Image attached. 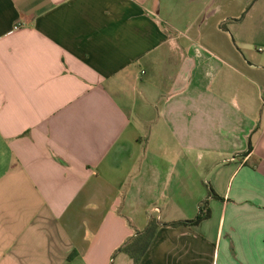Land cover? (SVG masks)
Segmentation results:
<instances>
[{"label": "crops", "instance_id": "1", "mask_svg": "<svg viewBox=\"0 0 264 264\" xmlns=\"http://www.w3.org/2000/svg\"><path fill=\"white\" fill-rule=\"evenodd\" d=\"M253 1L0 0V264H264Z\"/></svg>", "mask_w": 264, "mask_h": 264}, {"label": "trees", "instance_id": "2", "mask_svg": "<svg viewBox=\"0 0 264 264\" xmlns=\"http://www.w3.org/2000/svg\"><path fill=\"white\" fill-rule=\"evenodd\" d=\"M212 192V191H211ZM214 193L212 192V195ZM211 212L207 201L200 204V210L196 219L186 222H171L162 223L156 218H151L148 222L147 227L136 234V236L130 238L118 252H124L128 254L133 264H140L148 249L150 248L156 234L162 227H180V226H191L199 225L202 221L210 219Z\"/></svg>", "mask_w": 264, "mask_h": 264}, {"label": "rangeland", "instance_id": "3", "mask_svg": "<svg viewBox=\"0 0 264 264\" xmlns=\"http://www.w3.org/2000/svg\"><path fill=\"white\" fill-rule=\"evenodd\" d=\"M255 0L252 2L254 4ZM253 4H250L245 10L244 12H242V14H240V10H238L236 7H234L232 10L229 8H224V10L222 11V14L225 16H227V18L230 16L232 18H234L235 15H240L241 19H244L246 17V14L249 12V10L252 8ZM243 16V17H242ZM231 21V20H229ZM232 21L229 22V24L225 27H223L225 30H229L230 29V25H231Z\"/></svg>", "mask_w": 264, "mask_h": 264}, {"label": "built area", "instance_id": "4", "mask_svg": "<svg viewBox=\"0 0 264 264\" xmlns=\"http://www.w3.org/2000/svg\"><path fill=\"white\" fill-rule=\"evenodd\" d=\"M155 212L156 213H159V209H155ZM160 218L158 217V220H159Z\"/></svg>", "mask_w": 264, "mask_h": 264}, {"label": "water", "instance_id": "5", "mask_svg": "<svg viewBox=\"0 0 264 264\" xmlns=\"http://www.w3.org/2000/svg\"><path fill=\"white\" fill-rule=\"evenodd\" d=\"M243 17V16H242Z\"/></svg>", "mask_w": 264, "mask_h": 264}]
</instances>
